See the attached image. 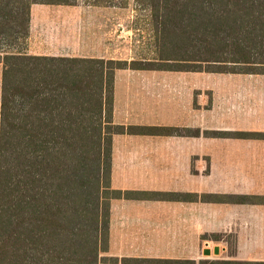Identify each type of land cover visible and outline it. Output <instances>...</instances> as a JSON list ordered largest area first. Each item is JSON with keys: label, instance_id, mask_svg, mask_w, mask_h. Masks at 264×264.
<instances>
[{"label": "trees", "instance_id": "16d2710c", "mask_svg": "<svg viewBox=\"0 0 264 264\" xmlns=\"http://www.w3.org/2000/svg\"><path fill=\"white\" fill-rule=\"evenodd\" d=\"M36 1L0 0V264L175 262L106 255L110 201L135 195L111 187L112 135L183 134L114 124V72H264V0H135L155 19L168 68L27 53Z\"/></svg>", "mask_w": 264, "mask_h": 264}, {"label": "crops", "instance_id": "0c3cea01", "mask_svg": "<svg viewBox=\"0 0 264 264\" xmlns=\"http://www.w3.org/2000/svg\"><path fill=\"white\" fill-rule=\"evenodd\" d=\"M113 19V0H37L26 51L113 59ZM161 72H114V124L183 134L112 135L111 187L135 195L110 201L106 255L175 261L150 264L264 262V72L177 71L198 76L184 90L171 85L182 78ZM1 76L2 62L0 96Z\"/></svg>", "mask_w": 264, "mask_h": 264}, {"label": "rangeland", "instance_id": "374dc122", "mask_svg": "<svg viewBox=\"0 0 264 264\" xmlns=\"http://www.w3.org/2000/svg\"><path fill=\"white\" fill-rule=\"evenodd\" d=\"M136 3L135 0H113V52L112 58L118 60L150 61L154 66L175 67L173 63H159L158 35L155 27V19L148 7ZM261 70V69H260ZM121 71V70H120ZM162 76L180 77V82L171 85L182 86L197 85L194 73H174L170 70H162ZM175 71V70H174ZM193 76L194 79L191 77ZM165 87V84L162 83ZM231 249V248H229Z\"/></svg>", "mask_w": 264, "mask_h": 264}, {"label": "water", "instance_id": "95a60500", "mask_svg": "<svg viewBox=\"0 0 264 264\" xmlns=\"http://www.w3.org/2000/svg\"><path fill=\"white\" fill-rule=\"evenodd\" d=\"M213 252H214L215 254L218 253V247H217V246H215V247L213 248ZM209 253H210V250H206V251H204V254H209Z\"/></svg>", "mask_w": 264, "mask_h": 264}]
</instances>
